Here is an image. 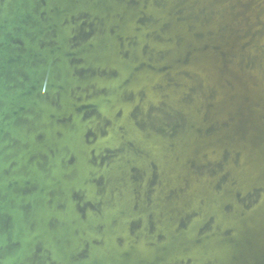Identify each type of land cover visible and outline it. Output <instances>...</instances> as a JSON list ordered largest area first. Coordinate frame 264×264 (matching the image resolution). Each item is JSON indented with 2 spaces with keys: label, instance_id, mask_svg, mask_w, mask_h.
I'll return each mask as SVG.
<instances>
[{
  "label": "water",
  "instance_id": "95a60500",
  "mask_svg": "<svg viewBox=\"0 0 264 264\" xmlns=\"http://www.w3.org/2000/svg\"><path fill=\"white\" fill-rule=\"evenodd\" d=\"M0 264H264V0H0Z\"/></svg>",
  "mask_w": 264,
  "mask_h": 264
}]
</instances>
